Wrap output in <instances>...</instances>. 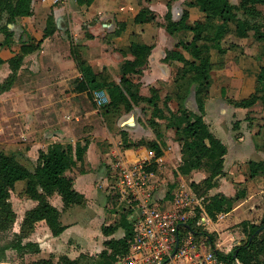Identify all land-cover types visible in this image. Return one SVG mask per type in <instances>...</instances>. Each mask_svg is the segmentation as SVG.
<instances>
[{"label": "trees", "instance_id": "16d2710c", "mask_svg": "<svg viewBox=\"0 0 264 264\" xmlns=\"http://www.w3.org/2000/svg\"><path fill=\"white\" fill-rule=\"evenodd\" d=\"M31 2L32 0H0V34L5 37L3 44H8L13 36L7 23H15L20 16L32 15ZM184 4L179 19H173L170 5L164 15L163 27L166 32L179 36L163 58L166 63H178L173 75L172 90L164 97L160 94L161 88L155 86H150L149 95L140 94L141 83L134 80V75H140L147 67L154 47L152 44L132 40L127 46L116 48L124 57L119 63L117 82L106 69L95 70L94 65L82 56L77 44H71V56L81 73V78L76 80L78 89L88 91V97L93 104V91L106 92L108 102L98 108L110 129L117 118L130 113L137 106L143 112L149 111L147 124L152 128L154 137L133 140L126 130L120 129L123 148L144 147L153 151L157 158L163 154L166 146L163 128L174 131V139L180 147L181 161L173 174L178 177L188 175L195 169L207 171L208 175L204 179L199 182L191 181L190 186L198 196L204 197V212L215 219L217 214L232 210L238 201L245 198L247 192L245 188L239 187L233 196L209 194L218 178L225 175L224 156L227 152L225 144L214 135L203 118L212 83V70L216 65L222 67L225 64V54L231 48L239 47L235 41L227 45L230 34L239 40L252 36L256 41L262 42L258 59L264 57V0H187ZM188 7H197L202 17L191 20ZM155 19L156 14L144 7L132 22L144 23ZM125 25L126 23L121 22L114 34L120 35L126 29ZM55 30L54 16L51 14L46 20L43 38L50 36ZM42 40L34 42L29 38L21 41L18 53L8 60L0 57V64L7 63L10 70L8 76L0 81V94L11 89L24 57L39 50ZM129 55L131 58H126ZM191 94L195 99V108L188 103ZM222 95H226L224 90ZM226 100L235 107L245 108L258 102L264 103V63L259 64L255 90L251 94L241 98L228 97ZM143 103L148 104L147 108L142 106ZM234 127L238 128V124L235 123ZM87 146L88 140L74 144L53 142L46 149L39 150L33 169L28 168L16 152L0 150V230L14 231V238L8 248L39 252L37 244L23 241L38 221H45L53 236L63 232L66 226L60 220L61 210L81 205L85 201L84 195L74 188L72 178L65 172L79 162L83 164ZM247 164L248 178L264 177V160H249ZM155 165L153 162L149 168L153 169ZM18 181L25 182L22 194L36 202L23 215L14 211L11 199ZM53 195L60 196L61 210L50 202L49 198ZM166 196L170 198L171 194L167 192ZM201 214L202 210L197 208L195 217L186 223L194 231L196 240L204 239L207 246L225 263L264 264V210L259 222L244 220L238 224L243 228L246 237L227 253L216 248L215 232L196 225L195 221ZM127 215L128 211H124L113 224L102 226L101 230L107 236L120 227L125 234L121 238L105 240L104 248L99 253H81L76 258L60 255L55 259L50 256L38 258L31 264H117L128 253L133 237L134 221L129 220Z\"/></svg>", "mask_w": 264, "mask_h": 264}, {"label": "crops", "instance_id": "0c3cea01", "mask_svg": "<svg viewBox=\"0 0 264 264\" xmlns=\"http://www.w3.org/2000/svg\"><path fill=\"white\" fill-rule=\"evenodd\" d=\"M85 1L68 0L65 5H57L48 0H32V15L20 16L15 23H7V27L13 31V36L10 37L8 44L2 43L5 37L1 38L3 34H0V57L4 60H8L19 52L21 41L31 38L32 41L38 42L43 39L40 49L37 50V57L41 58L40 61L37 60V64L41 65L43 69L37 74V100L35 102L37 108L46 109L48 111L47 115L49 114L51 118L52 115L56 116L54 121L49 119L46 122L44 118L47 116L40 117L37 121L39 125L37 138L43 139L44 143H33L31 149L27 152V156L32 159L33 167H29L24 161H21L28 168L33 169L37 163L39 150L46 149L49 144L53 142L74 144L77 141L84 143L85 140H88L83 164L79 162L65 172L68 177L72 178L74 188L84 195V203L61 210L60 196H51L49 200L61 210L60 220L66 228L60 235L53 236L45 221L36 222L26 241L37 244L39 252L30 249L22 251L12 249L16 253H24L25 261H9L7 260L9 248L4 246L0 248V264H31L38 258L54 256L56 259L60 255L76 258L81 253L95 255L104 248L105 240L112 237H123L125 231L121 227L109 236L103 234L101 230L103 225H110L117 221L124 211H128L127 218L131 221L134 219V213L136 214V210L127 208L125 205H123L122 210L119 209L118 207L122 202L116 204V198L110 194L113 183L109 175L114 167V161L118 157L125 159L127 162L148 159L149 164L156 163L151 170L153 181H155L159 193L167 187L170 188L171 184H173L172 189H177L181 184L197 197H203L198 196L193 191L190 182H199L204 179L208 175L206 170L195 169L188 175H179L178 177L173 174L181 161V153L179 144L174 139L172 129L169 130L173 131V137H171L172 133H166L163 129L166 146L163 149V154L157 158L154 157L153 151L144 147H122L121 135L108 127L98 107H95L92 100L89 99L88 91L78 89L76 80L81 78V73L71 56V44H77L82 56L94 65L95 70L104 68L110 77L118 74V78L113 79L117 82L119 79V63L124 57L116 48L125 47L130 41L136 40L154 45L149 56V63L143 69L141 75L149 71L153 74L157 70L154 63L163 60L166 51L172 48L179 39L178 35L168 34L163 27L164 15L168 11L169 5L173 19L180 18L181 15L179 17L174 15L177 13L174 5L177 0H90L88 3ZM185 1L187 0H180L183 5H185ZM144 7L149 8L156 14L155 21L133 23L132 19ZM188 9L191 20L202 17V13L197 7H188ZM51 14L54 16L56 30L50 36L43 38L46 20ZM121 22L126 23V29L120 35H115L114 31ZM158 26H161V29L163 28L164 35L160 30L157 37L154 28ZM105 34L112 37L103 39ZM61 38L67 39V42H61L60 44L58 40ZM74 38L75 40H73ZM174 39L175 42H173ZM91 45L99 46L98 63L95 61L96 55L87 58V46ZM109 46L112 47L109 48ZM107 49L109 51H106ZM112 50L114 52L110 54ZM35 52L24 57L17 75L20 74L27 58ZM226 54L224 57L225 64L227 63ZM126 58H131V56L129 55ZM255 60L254 63L257 68L258 64L256 65V62L258 61L256 58ZM0 65H4V63ZM224 65L220 67V83L215 86L212 83L210 85L203 114L210 130L225 144L227 149L224 156L225 175L218 178L217 184L209 190V194L222 193L226 196H233L239 187L245 188L247 193L245 198L238 201L232 210L224 213L222 219L211 218L212 222L208 225H214L215 231L213 232L216 233L217 238L218 234L220 235L225 228L238 225L244 220L259 222L264 210V177L248 178L247 176V162L249 160H264V103L258 102L247 108L235 107L230 104L226 98H232L233 95L229 94L225 82H229V86L238 89V83L233 85L238 79L226 78V72L228 71L224 70ZM245 74H249V70L246 69ZM251 74L253 75L254 88L248 94L233 98L246 97L255 90L256 73L251 72ZM161 75H164L163 69H161ZM137 76L134 75V80L141 83L142 81L138 80L142 79H137ZM159 79L161 80L160 94L164 97L172 90L173 85L168 89L167 86L162 85L164 79ZM248 80L241 85L242 90H246L251 86L250 82L248 87ZM155 82L156 78L154 77L151 83H146L156 87ZM143 85L140 86V94L147 96L149 95L150 86L145 89ZM223 90L225 96L222 95ZM213 92H218V94ZM83 102L90 103L93 106L83 109L81 106ZM147 105V103L142 104L146 108ZM58 108L61 109L60 112L57 110ZM74 115L80 116L76 121L70 123V118ZM247 115L249 119H247ZM80 118L81 120H79ZM61 122L64 123L61 124ZM235 123L238 124L236 129L234 127ZM42 124L50 126L44 128V126H41ZM56 126L60 127L56 128ZM77 129L79 131L81 129L79 134L75 132ZM48 133L51 137L49 139H47ZM152 136L154 137L153 130L152 134H148L146 137L152 138ZM161 174L166 176L161 177ZM18 184L21 185L22 191L25 182L18 181L16 186ZM20 200L24 201L23 204H26L27 208L23 211L13 208L19 215H23L26 210L36 205L35 201L28 199L25 195ZM203 211L202 213L206 214ZM221 244V242L216 243V248L220 251H222ZM28 257L31 258L30 262Z\"/></svg>", "mask_w": 264, "mask_h": 264}, {"label": "rangeland", "instance_id": "374dc122", "mask_svg": "<svg viewBox=\"0 0 264 264\" xmlns=\"http://www.w3.org/2000/svg\"><path fill=\"white\" fill-rule=\"evenodd\" d=\"M232 1L237 2L238 0H232ZM174 5H175V12H177L174 15L176 17H179L182 13V9L184 5L182 2H180V0H177L174 3ZM154 30L157 32V37H158L159 36L158 32L160 30L162 32L163 28L161 29V26L160 27L158 26L157 28H154ZM162 35H164L163 32ZM3 37L4 36L1 35V38ZM111 37H109L108 34H105L103 36V39H109ZM73 40H75V38ZM58 41H60L61 44V42H67V39L61 38ZM231 41H235L239 45V47L237 48L233 47L227 52L226 54L227 63L224 65L223 68L224 70L226 69V71H228L226 72L227 75L225 76L226 78L238 79L235 81V83H233V85H237L238 83V89L233 88V86H229L230 85L229 82H225L227 84L226 87L228 88L229 94L235 97V96L248 94V92L254 88L253 75L251 74V72L255 74L258 71L259 64L264 63V57L262 58L260 57V60L258 59V54L260 53V50L262 48V42L256 41L252 36L246 39L239 40L235 38L232 34H230L227 37V42H226L227 45L230 44ZM173 42H175V39L173 40ZM98 47L99 46L97 45H91V46H87V50H86L87 58H90L92 55H96L95 61L97 63H98L97 61L98 53L100 52ZM110 47L112 46H109V48ZM106 51H109V49H107ZM110 52H111L110 54H113L114 51L112 50ZM254 57L258 61L256 62V65L258 64L257 68L254 63L256 61ZM40 59H41L40 57H37V51L31 56H29L27 60L24 62L23 64L24 66L20 74L17 75V77L15 78L13 87L9 91L0 95V150L16 152L18 154L19 159L24 161L29 167H33V162L32 159L27 156L28 154L27 152L31 149L33 143H37V142L44 143L43 139L41 140V138H37V134H39L38 132L39 125L37 121L40 119V117H46V116L47 117L44 118L46 122H48L49 119L50 121H54L56 119V116L54 117V115H52V118L50 117L49 114L47 115L48 111L46 109L40 107L37 108V103L35 102L37 100L36 97L37 74H39V72L42 71L43 69L41 65L37 64V60L40 61ZM177 66L178 63L176 62L165 63L163 60H161L157 63H154V67L157 70H155L153 74L152 72L149 71L146 72V74L144 73V75L143 74L138 75L137 79H142L138 81H142L141 85L144 84L143 86L146 89L147 87L150 86V84H147L146 82L151 83L155 77L156 87H159L161 81L159 78H163L164 84L162 83V85H165L168 87V89H170L172 86L173 75L176 71ZM220 67H221L220 65H216L215 68L212 70V84L214 86L220 83V76H219L221 74ZM161 69H163L164 75H161ZM246 69L249 70V74H245ZM8 73H9V67L7 63H4V65H0V79L4 78V76L7 75ZM111 78L112 79L118 78V74L114 76L112 75ZM247 80L249 82V84H247L248 87L250 85V82H251V86L246 90H242L241 85L244 84L245 81ZM213 93L218 94V92H213ZM188 100H189L188 103L195 108L196 105L193 94L190 95ZM94 102H95L94 104L95 107H98L97 102L96 101ZM81 106L83 109H87L88 107H91L93 105H91L90 103L87 104L86 102H83L81 103ZM57 110L60 112L61 109L58 108ZM78 116L80 115L71 116L70 123L76 121ZM148 117H149L148 110L143 112L140 107H136L130 113L117 118L116 121L113 122L114 124L111 130H114L115 133L119 134L120 129H124L128 132L130 138L133 140H137L141 137H146L148 136V134H152V128L147 124ZM79 120H81V118ZM161 122L164 125L163 120H161ZM63 123L64 122H61V124ZM45 125L42 124L41 126H44V128L50 126V125L49 126H45ZM59 127L60 126H56V128ZM75 132L79 134L81 132V129L80 131L77 129V131L75 130ZM165 132L172 133L171 137H173L172 136L173 131L169 129H165ZM49 135L50 133L47 134L48 137L47 139L51 138ZM109 176L111 182L113 183L112 184L113 187L110 188V192H111L110 194H112V196L114 195L117 204L118 202H120L119 195L117 194L118 192L117 188H115L116 182L119 177L118 169L113 167L112 172L110 173ZM162 176H166V175L161 174V177ZM20 187L21 185L19 184L16 186V188L11 194V199H12L13 208H15V210L20 209V211H23L27 208V205L23 204L24 203L23 200H20L21 197L24 196V194H22ZM176 190L177 189L175 188L172 189L168 187L164 189L165 193L168 192L169 194H171V197L173 196V193ZM161 203L163 204V202ZM123 205L125 204L124 203L120 204L118 208L122 210ZM135 217L136 214L134 213L133 218L135 219ZM134 219L132 221H134ZM203 227L209 232L215 231L214 225H206ZM242 229L243 228L240 225H233L225 228L224 231L220 233V235L218 234L216 243H220V242L222 243L221 249L224 253L229 252L235 245H238L246 237ZM13 238H14L13 229H9L6 231L0 230V248L4 246L7 247ZM23 241H26V238H24ZM12 249L13 248L9 247V254H7V260L25 261L24 253H20V252L16 253ZM30 259L31 258L28 257L29 262L31 261Z\"/></svg>", "mask_w": 264, "mask_h": 264}, {"label": "built area", "instance_id": "2783aa9c", "mask_svg": "<svg viewBox=\"0 0 264 264\" xmlns=\"http://www.w3.org/2000/svg\"><path fill=\"white\" fill-rule=\"evenodd\" d=\"M54 4L65 5L68 0H48ZM93 101L98 106L108 102L104 90L93 91ZM148 159L127 162L118 157L114 167L118 169L116 182L119 201L127 208L136 210L133 237L123 264H230L219 258L208 248L204 239L196 240L194 231L186 226L203 210V197H197L184 185L166 197L165 191L159 193ZM163 202V204L161 203ZM204 212V211H203ZM202 213L196 225H208L211 217ZM224 217V213L216 216Z\"/></svg>", "mask_w": 264, "mask_h": 264}, {"label": "water", "instance_id": "95a60500", "mask_svg": "<svg viewBox=\"0 0 264 264\" xmlns=\"http://www.w3.org/2000/svg\"><path fill=\"white\" fill-rule=\"evenodd\" d=\"M118 264H122V262L120 261V262H118Z\"/></svg>", "mask_w": 264, "mask_h": 264}]
</instances>
